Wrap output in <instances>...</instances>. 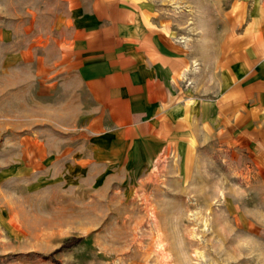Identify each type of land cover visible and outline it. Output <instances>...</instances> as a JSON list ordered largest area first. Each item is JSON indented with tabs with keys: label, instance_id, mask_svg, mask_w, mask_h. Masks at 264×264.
<instances>
[{
	"label": "rangeland",
	"instance_id": "obj_1",
	"mask_svg": "<svg viewBox=\"0 0 264 264\" xmlns=\"http://www.w3.org/2000/svg\"><path fill=\"white\" fill-rule=\"evenodd\" d=\"M153 1L159 21L195 54L196 71L221 46L231 59L263 43L264 0ZM19 6L0 0V264H264V227L238 205L243 190L264 189L245 146L217 138L78 179L32 173L29 141L83 137L74 117L69 131L45 124L43 95L35 97L33 69L19 61L12 32ZM70 236L83 240L57 250Z\"/></svg>",
	"mask_w": 264,
	"mask_h": 264
},
{
	"label": "crops",
	"instance_id": "obj_2",
	"mask_svg": "<svg viewBox=\"0 0 264 264\" xmlns=\"http://www.w3.org/2000/svg\"><path fill=\"white\" fill-rule=\"evenodd\" d=\"M26 1L10 15L12 32L35 97L43 95L45 124L69 131L74 117L83 137L29 141L36 177L149 164L218 138L250 148L253 176L264 181V39L231 59L221 46L196 71L195 54L159 21L153 0ZM238 205L264 227L263 188L243 190Z\"/></svg>",
	"mask_w": 264,
	"mask_h": 264
},
{
	"label": "trees",
	"instance_id": "obj_3",
	"mask_svg": "<svg viewBox=\"0 0 264 264\" xmlns=\"http://www.w3.org/2000/svg\"><path fill=\"white\" fill-rule=\"evenodd\" d=\"M82 240H83V236H70L62 242V244L60 245V247L57 250H59L60 248H70L74 245H77ZM45 257L51 258V255L45 256ZM52 261L55 262L56 264H60L56 259H53V257H52Z\"/></svg>",
	"mask_w": 264,
	"mask_h": 264
}]
</instances>
